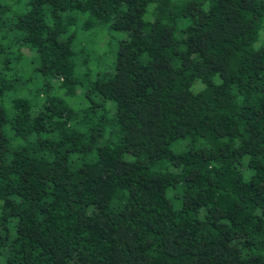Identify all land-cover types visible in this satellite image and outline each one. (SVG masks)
<instances>
[{
  "label": "trees",
  "instance_id": "1",
  "mask_svg": "<svg viewBox=\"0 0 264 264\" xmlns=\"http://www.w3.org/2000/svg\"><path fill=\"white\" fill-rule=\"evenodd\" d=\"M1 259L264 264V0H0Z\"/></svg>",
  "mask_w": 264,
  "mask_h": 264
},
{
  "label": "rangeland",
  "instance_id": "2",
  "mask_svg": "<svg viewBox=\"0 0 264 264\" xmlns=\"http://www.w3.org/2000/svg\"><path fill=\"white\" fill-rule=\"evenodd\" d=\"M102 28H103L102 30L99 29L100 31L94 37L95 41L97 43V48H99L100 53L106 52L108 49V45H110L111 47L115 46L120 39H123L127 36L126 33H124V32L110 31L106 25L105 26L103 25ZM94 33H95V31L93 33H87V34L81 33V35L86 36L87 39H90L91 35H94ZM112 37H113V39H112ZM109 39H112L110 44H108ZM78 46H80V40H78ZM104 61L105 60L103 59V62ZM83 70L86 71L87 69L85 68ZM92 99H94L95 101H101L102 100V98L99 94H92ZM73 101L76 102L75 104L77 106H84L85 105V103L83 102V99L75 98V99H73ZM107 107L111 108L110 114H113V112L115 110V104L112 101L107 100ZM0 264H4V261H2V259L0 260Z\"/></svg>",
  "mask_w": 264,
  "mask_h": 264
}]
</instances>
